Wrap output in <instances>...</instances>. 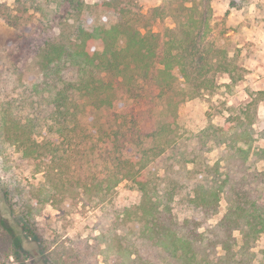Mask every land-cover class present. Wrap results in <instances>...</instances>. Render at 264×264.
I'll use <instances>...</instances> for the list:
<instances>
[{"label":"rangeland","instance_id":"374dc122","mask_svg":"<svg viewBox=\"0 0 264 264\" xmlns=\"http://www.w3.org/2000/svg\"><path fill=\"white\" fill-rule=\"evenodd\" d=\"M102 1L108 0H0V117L9 111L19 118L30 107V101L26 107L23 102L24 91L40 77L39 47L50 42L73 44L83 19L91 23L108 19L98 8ZM123 3L132 9L127 15L134 17L143 33L161 34V44L168 39V28L207 10L209 27L202 44L207 65L195 77L209 79L208 88L194 94L181 73L170 85L137 77L131 70L117 82L112 73L108 80L115 85L118 106L90 108L82 123L69 129L68 138L49 134L43 122L41 137H56L59 145L50 147L45 160L25 157L0 130V264H38L26 256L22 245L32 241L48 264H114L122 258L127 247H134L135 213L129 218L126 214L133 212L139 195L135 184L123 179L104 196V205H96L95 194L83 190L85 183H97L124 167L123 161L135 152L146 150V165L140 170L147 172L151 186L173 197L174 211L183 218L195 213L190 199L197 184L219 174L213 168L221 155L219 147L207 150L198 133L213 124L235 139L236 132H249L252 124L256 143L264 146L260 134L264 131V65L249 58L262 64L264 59L254 48L260 43L244 40L240 34L245 24L264 28V0ZM125 43L121 36L116 45L122 48ZM200 59L198 55L197 65L203 64ZM99 127L109 136H101ZM256 164L264 169L263 160ZM49 166L56 173L50 182L45 177ZM226 195H221L219 211L209 223H217L226 212ZM124 215V222H114L115 216ZM235 235L241 241L239 231ZM252 244L254 264H264V233Z\"/></svg>","mask_w":264,"mask_h":264},{"label":"trees","instance_id":"16d2710c","mask_svg":"<svg viewBox=\"0 0 264 264\" xmlns=\"http://www.w3.org/2000/svg\"><path fill=\"white\" fill-rule=\"evenodd\" d=\"M97 5L108 19L92 23L83 19L76 29L75 43L50 42L39 47L40 77L26 85L23 102L26 107L30 101V107L24 115L15 118L9 111L1 112V134H6L25 157L45 160L50 147L59 146L58 138L41 137L43 122L49 134L68 138L69 129L82 123L90 108H116L115 85L108 80L112 73L117 75V82L123 81L125 71L131 70L137 77L153 78L163 85H170L181 73L196 95L208 86L209 79L195 77L207 65L202 57L209 27L207 10L182 25L168 28V39L161 44V34L143 33L134 17H128L132 9H127L123 0L102 1ZM121 36L126 43L118 48ZM198 55L202 65L195 61ZM250 125L249 132L242 129L236 132L235 139L227 136L226 129L213 124L196 135L204 148L219 147L221 155L213 167L218 176L197 184L190 199L195 213L189 217H179L172 205L173 197L151 186L147 172L140 170L146 165L143 163L146 150L130 155L123 161L126 165L112 175L97 183H85L83 193H94L96 205L100 202L104 205V196L123 179L131 180L139 192L133 212L126 214L129 218L135 213L131 221L134 247L129 250L127 247L114 264H254L252 243L264 233V169L256 164L264 161V146L256 143V131ZM99 128L101 136H109L103 127ZM260 134L264 137V131ZM253 155L255 160L251 159ZM45 172L48 182L56 175L54 167L49 166ZM224 192L226 212L217 223H209L219 211ZM125 220V215L114 217L117 224ZM27 225L22 223L32 234ZM235 231H239L241 241ZM116 237L122 239L123 235L116 233ZM26 241L32 240L28 236ZM22 245L28 258L48 264L37 252L34 241L32 245Z\"/></svg>","mask_w":264,"mask_h":264},{"label":"crops","instance_id":"0c3cea01","mask_svg":"<svg viewBox=\"0 0 264 264\" xmlns=\"http://www.w3.org/2000/svg\"><path fill=\"white\" fill-rule=\"evenodd\" d=\"M254 14V13H253ZM255 15V14H254ZM244 30L245 31H241V35H243L244 40H253L255 43L259 42L260 44L256 43V46L254 47L255 50L261 53V57H263L264 59V28L261 26H257L255 24L249 26L246 25L244 26ZM248 36L247 38L245 36ZM244 44V43H242ZM239 46H242L241 44ZM243 47V46H242ZM243 51H246V48H243ZM250 61L252 60V62H254V64L256 63V65H259L262 67V62L260 59H255L254 57L249 58ZM264 69V66L262 67Z\"/></svg>","mask_w":264,"mask_h":264}]
</instances>
